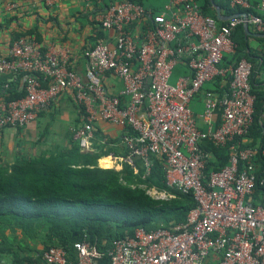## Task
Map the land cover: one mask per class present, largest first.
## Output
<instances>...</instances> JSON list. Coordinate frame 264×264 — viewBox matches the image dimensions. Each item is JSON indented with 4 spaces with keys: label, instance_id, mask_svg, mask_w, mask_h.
I'll use <instances>...</instances> for the list:
<instances>
[{
    "label": "built area",
    "instance_id": "built-area-1",
    "mask_svg": "<svg viewBox=\"0 0 264 264\" xmlns=\"http://www.w3.org/2000/svg\"><path fill=\"white\" fill-rule=\"evenodd\" d=\"M165 1L162 12L153 15L130 0H108L96 21L102 31L113 32L112 45L104 41L85 49L82 75L68 67V49L50 45L42 50L34 36L14 38L7 54L0 55V77H7L2 91L10 82L24 93L11 101L0 96V131L25 127L70 90L83 117L71 131L80 152L91 151L98 119L128 127L132 134L121 138L127 155L110 157L114 166H132L138 158L147 174L150 158L160 159L165 185L195 202L183 223L137 228L102 250L75 242L72 256L49 247L32 264H264V206L252 200L256 188L264 190V168L255 163L257 155L264 158V136L255 147H239L252 122L251 65L241 58L221 66L223 56L234 53L236 27L246 24L264 33V0L256 5L258 13L247 0H229L231 8L249 11L223 25L203 15L197 0ZM3 6L18 10L13 1ZM142 19L149 25L137 34L132 27ZM179 64L188 74L169 85ZM106 74L120 82L117 95L104 89ZM215 78L229 80L220 96L204 89ZM197 95L202 110L194 116L190 104ZM206 142L228 145L227 163L217 171L205 172L210 155L201 144ZM145 193L153 199L172 197L152 188Z\"/></svg>",
    "mask_w": 264,
    "mask_h": 264
},
{
    "label": "trees",
    "instance_id": "trees-1",
    "mask_svg": "<svg viewBox=\"0 0 264 264\" xmlns=\"http://www.w3.org/2000/svg\"><path fill=\"white\" fill-rule=\"evenodd\" d=\"M212 2L226 16L249 11L229 8L228 0ZM199 7L203 15L215 19L209 0H202ZM216 23L225 22L216 20ZM236 29L240 31L241 26ZM32 33L30 30L16 37ZM234 46L235 53V43ZM225 59L223 56L222 62ZM239 59L235 58L234 63ZM6 80L7 77H0V96L6 101L22 97L24 93L15 83L9 82L2 91ZM214 80L223 81L222 86L215 85L220 96L227 91L229 80ZM251 94L254 96L252 122L246 141L239 144L240 149L257 146L264 136V124L260 121L262 96L252 90ZM123 128L122 133L132 134L130 128ZM122 133L118 140H104L96 128L91 151L87 153L80 152L71 141L67 149L43 151L33 158L16 154L10 164L0 163V262L32 264L49 247L61 248L72 256L75 242H86L102 250L114 240L131 237L137 228L151 231L185 222L195 202L191 195L165 185L162 160L150 158L147 174L138 158L132 159V166L120 164L119 170L108 169L112 167L106 162L97 167L96 161L109 154L127 155L128 150L121 143ZM201 148L210 155L205 164L206 173L226 165L230 155L228 145L214 147L206 142ZM255 163L264 168L261 156H256ZM150 188L172 197L153 199L145 193ZM263 195L264 190L256 188L253 203L264 206ZM17 231L20 237L16 236ZM38 244L42 246L40 251L34 250Z\"/></svg>",
    "mask_w": 264,
    "mask_h": 264
},
{
    "label": "crops",
    "instance_id": "crops-1",
    "mask_svg": "<svg viewBox=\"0 0 264 264\" xmlns=\"http://www.w3.org/2000/svg\"><path fill=\"white\" fill-rule=\"evenodd\" d=\"M10 1L16 2L18 10L7 11L4 8L3 4ZM48 1L51 3L50 5L46 4L44 0H0V55L7 54L11 41L17 34L31 30L33 32L31 36L37 37V42L42 50L50 45L68 49L70 54L68 67L82 75L85 66L82 52L98 42L105 41L112 45L113 32L102 31L96 21L108 0ZM134 1L153 15L161 13L166 4L165 0ZM258 2L259 0H247L249 9L256 12L255 8ZM197 3L201 6L202 0H197ZM229 8H231L230 5ZM235 14L239 15L242 12L239 11L232 15ZM148 25L149 20L142 19L133 25L132 30L139 34ZM232 40L237 47V52L225 54L226 59L221 62V66H231L235 58H243L250 63L251 90L262 96L260 121L264 124V33L256 32L250 25H247L246 30L241 26L240 31L234 30ZM173 70H175L176 78L188 74L185 66L181 64L175 66ZM102 84L110 95H117L121 90L120 82L111 74L104 76ZM222 84L223 81L219 83L213 80L205 85L204 89L217 94L215 85L222 86ZM72 94L73 92L70 90L64 91L42 110L33 122L25 127L2 129L0 131V163L10 164L16 154L33 158L34 155L40 156V152L43 151L67 149L72 141L71 131L82 124L83 118ZM190 105L193 115L199 114L202 109L201 95L195 96ZM95 126L104 140L111 141L118 140L124 130L121 126L110 125L99 119ZM32 155L33 157H31ZM112 156L109 154L98 159L97 167L104 165L105 162H110L113 165L108 167L118 169L119 167H114V160L110 158Z\"/></svg>",
    "mask_w": 264,
    "mask_h": 264
},
{
    "label": "water",
    "instance_id": "water-1",
    "mask_svg": "<svg viewBox=\"0 0 264 264\" xmlns=\"http://www.w3.org/2000/svg\"><path fill=\"white\" fill-rule=\"evenodd\" d=\"M209 2L212 4L213 10H214V14H215V19L218 20V21L226 22V21L230 20L231 18L238 16V14L231 15V16H222L220 14V10H219L218 6L214 5L212 0H209ZM239 15H242V14H239ZM242 27L245 30L247 29V25L246 24L242 25Z\"/></svg>",
    "mask_w": 264,
    "mask_h": 264
},
{
    "label": "rangeland",
    "instance_id": "rangeland-1",
    "mask_svg": "<svg viewBox=\"0 0 264 264\" xmlns=\"http://www.w3.org/2000/svg\"><path fill=\"white\" fill-rule=\"evenodd\" d=\"M175 81H176V75H175V70H173V71H172V74H171V76H170V78H169V80H168V84H169V85H173V84L175 83ZM201 110H202V109H200L199 112H201ZM35 156H36V155H34V157H35ZM31 157H33V155H32ZM114 167H119V166H114ZM109 169H113V168H109ZM114 170H119V168H118V169H114ZM148 196H149V194H148ZM150 196L153 197L152 195H150ZM153 198H154V197H153ZM16 236H17V237H20L19 231L16 232ZM34 250H38V251H40V250H42V246H41L40 244H38V245H36V246L34 247Z\"/></svg>",
    "mask_w": 264,
    "mask_h": 264
},
{
    "label": "bare ground",
    "instance_id": "bare-ground-1",
    "mask_svg": "<svg viewBox=\"0 0 264 264\" xmlns=\"http://www.w3.org/2000/svg\"><path fill=\"white\" fill-rule=\"evenodd\" d=\"M106 164L108 165V166H112L113 164H110V162H106Z\"/></svg>",
    "mask_w": 264,
    "mask_h": 264
}]
</instances>
